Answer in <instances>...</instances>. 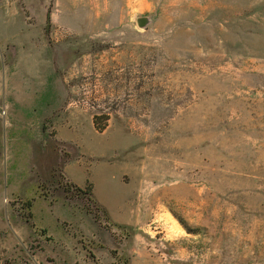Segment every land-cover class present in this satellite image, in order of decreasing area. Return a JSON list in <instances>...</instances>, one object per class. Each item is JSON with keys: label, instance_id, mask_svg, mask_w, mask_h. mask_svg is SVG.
I'll return each mask as SVG.
<instances>
[{"label": "rangeland", "instance_id": "rangeland-1", "mask_svg": "<svg viewBox=\"0 0 264 264\" xmlns=\"http://www.w3.org/2000/svg\"><path fill=\"white\" fill-rule=\"evenodd\" d=\"M0 264H264V0H0Z\"/></svg>", "mask_w": 264, "mask_h": 264}, {"label": "water", "instance_id": "water-1", "mask_svg": "<svg viewBox=\"0 0 264 264\" xmlns=\"http://www.w3.org/2000/svg\"><path fill=\"white\" fill-rule=\"evenodd\" d=\"M151 23V19L148 17H139L137 19V25L139 28H146Z\"/></svg>", "mask_w": 264, "mask_h": 264}]
</instances>
